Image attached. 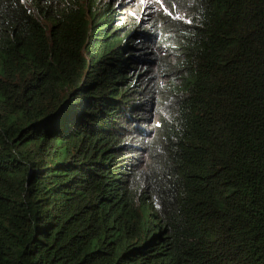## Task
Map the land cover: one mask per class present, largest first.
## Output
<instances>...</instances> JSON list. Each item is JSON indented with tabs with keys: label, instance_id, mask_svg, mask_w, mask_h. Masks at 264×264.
Returning <instances> with one entry per match:
<instances>
[{
	"label": "trees",
	"instance_id": "16d2710c",
	"mask_svg": "<svg viewBox=\"0 0 264 264\" xmlns=\"http://www.w3.org/2000/svg\"><path fill=\"white\" fill-rule=\"evenodd\" d=\"M163 1L0 0V264H264V0Z\"/></svg>",
	"mask_w": 264,
	"mask_h": 264
},
{
	"label": "rangeland",
	"instance_id": "374dc122",
	"mask_svg": "<svg viewBox=\"0 0 264 264\" xmlns=\"http://www.w3.org/2000/svg\"><path fill=\"white\" fill-rule=\"evenodd\" d=\"M111 6L114 7L116 12L113 20L108 25L107 30H110L114 25L118 26L114 31L117 30L120 35H122L124 30L132 28L135 25L134 23H138L139 21L142 24V27L147 29L153 22L159 26H162L161 24L168 25L172 18L182 17V12L179 9L174 10L173 7H169L168 9L163 0H111ZM135 29L133 28L132 32H134ZM145 41L149 45V39ZM160 55L162 56L163 63L169 60V58L164 57L162 52H160ZM170 62L166 63L169 64L168 69L164 66H159L157 59L149 62L143 60L136 61L135 68L132 70V77L133 79H136V84L145 85L144 82L147 80L148 73L153 72L155 68H158V70L161 71V76L155 77L156 84L161 80V88H164L171 80L175 82L178 81V74H175ZM143 90L147 93V89ZM156 96L152 99L148 98L147 103L152 105L150 111H144V114L137 119L141 125L144 124L145 129H150V131L145 132L149 134L148 136H150V138H153L156 135V132L159 129L158 120L160 115H162L160 114V102L155 100ZM143 120H145V122H142ZM150 138H139L138 141H136L138 145L134 148L137 149V151H130V153L127 154L125 162L128 164L133 163V169L141 168L148 162L149 149L146 147V141L150 140ZM131 142L133 143V141ZM131 147H133V145H131Z\"/></svg>",
	"mask_w": 264,
	"mask_h": 264
},
{
	"label": "flooded vegetation",
	"instance_id": "af4514ba",
	"mask_svg": "<svg viewBox=\"0 0 264 264\" xmlns=\"http://www.w3.org/2000/svg\"><path fill=\"white\" fill-rule=\"evenodd\" d=\"M104 39V38H103ZM102 41V40H101Z\"/></svg>",
	"mask_w": 264,
	"mask_h": 264
}]
</instances>
